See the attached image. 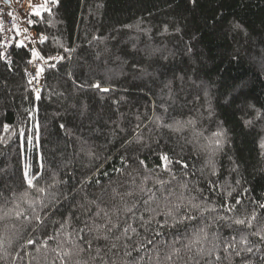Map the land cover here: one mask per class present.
<instances>
[{
	"label": "trees",
	"instance_id": "16d2710c",
	"mask_svg": "<svg viewBox=\"0 0 264 264\" xmlns=\"http://www.w3.org/2000/svg\"><path fill=\"white\" fill-rule=\"evenodd\" d=\"M48 8L39 91L0 52V264H264V0Z\"/></svg>",
	"mask_w": 264,
	"mask_h": 264
},
{
	"label": "built area",
	"instance_id": "2783aa9c",
	"mask_svg": "<svg viewBox=\"0 0 264 264\" xmlns=\"http://www.w3.org/2000/svg\"><path fill=\"white\" fill-rule=\"evenodd\" d=\"M29 5V0H0V52L4 60H9L11 50L19 41L23 42V45L32 52V50L37 51V46L41 44L42 39L44 40L42 35L36 34L27 27L32 16ZM16 29H19V35ZM43 58V60H32L26 69V81L31 90L38 91L42 83L44 71L36 76L38 68L52 69L65 61L62 56H45ZM30 79L31 83H29Z\"/></svg>",
	"mask_w": 264,
	"mask_h": 264
},
{
	"label": "snow or ice",
	"instance_id": "6c2138e0",
	"mask_svg": "<svg viewBox=\"0 0 264 264\" xmlns=\"http://www.w3.org/2000/svg\"><path fill=\"white\" fill-rule=\"evenodd\" d=\"M51 3L52 4H56L57 3V0H51ZM29 6L32 7L31 15H34V16H37V17L41 15V10L50 11V9L48 8V0H45L44 3H41L38 6H34V7L32 5H29ZM9 15H11V13H9ZM28 23H29V25H31L33 23V21L32 20H29ZM16 31H17V34L19 35V29H16ZM41 43H43V39L41 40ZM22 46H23V42H20V43L17 44V47H22ZM31 55L33 57H35L36 59H40V60H43L44 59L42 56H40V53L37 52V51H35V50H32ZM31 62L32 61H29V63H31ZM45 63H47L46 60H45ZM43 71H44V69L42 67L41 68H38L37 69V72H36V76H39ZM31 82L32 81L30 79L29 80V83H31ZM90 87L95 88V89H98L101 92H108L109 91V88L102 87V85L100 83H94V84L90 85ZM36 98L39 99V94L38 93H37V97ZM165 111H167V109H165ZM176 123L179 124V122H176ZM188 123H192V121H189ZM167 126L170 127V128L173 127V125H167ZM174 130L179 131L180 128L177 127ZM5 131H7V126H5ZM216 135L217 136H220L221 133H216ZM261 147L264 148V144H261ZM161 159L163 161H165V162L168 161V157L167 156H162ZM141 163H143V162H141ZM165 167H167V163H165ZM185 167H186V165H185ZM27 175L28 174H27V171H26L25 172L26 178H27ZM27 183H28V185H29L30 188L33 187L32 180L31 179H27ZM38 191L41 192V193H44L45 192V189L40 188V189H38ZM237 203H239V201H237ZM29 206L31 207L32 205L30 204ZM193 207H196V205H193ZM261 207H264V205H261ZM128 210L131 211V209H128ZM171 214H172L171 212L168 213V215H171ZM20 215H23V213H17V217L18 218H19ZM35 219H36L37 223H41V224L43 223V220H42L41 217L36 216ZM252 219H255V216L254 215H253ZM235 223H237V224H243L244 221L243 220H237V221H235ZM116 226L117 225H113V227H116ZM80 231L83 232L84 230L83 229H80ZM132 231H135V229H132ZM124 232L127 233L128 232V228H125L124 229ZM97 238H99V237H97ZM104 238L106 239L107 237H104ZM80 239H83V237H80ZM262 239H264V237H262ZM28 243L29 244H32V243H34V241L29 240ZM149 243H151V241H149ZM78 248H79V251H81V252L82 251H85V248H83L82 246H78ZM90 248H91V243L89 242L88 243V249H90ZM250 250L251 249H249V251ZM65 255H71V253H65ZM168 259H171V257H168ZM217 259H219V257H217Z\"/></svg>",
	"mask_w": 264,
	"mask_h": 264
},
{
	"label": "rangeland",
	"instance_id": "374dc122",
	"mask_svg": "<svg viewBox=\"0 0 264 264\" xmlns=\"http://www.w3.org/2000/svg\"><path fill=\"white\" fill-rule=\"evenodd\" d=\"M29 3H30V5H32L34 7V5L37 4V1L36 0H29ZM31 12H32V7H31Z\"/></svg>",
	"mask_w": 264,
	"mask_h": 264
},
{
	"label": "water",
	"instance_id": "95a60500",
	"mask_svg": "<svg viewBox=\"0 0 264 264\" xmlns=\"http://www.w3.org/2000/svg\"><path fill=\"white\" fill-rule=\"evenodd\" d=\"M41 88H39V90H40Z\"/></svg>",
	"mask_w": 264,
	"mask_h": 264
}]
</instances>
